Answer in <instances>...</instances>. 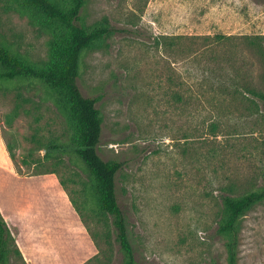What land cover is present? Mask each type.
<instances>
[{
    "label": "rangeland",
    "instance_id": "374dc122",
    "mask_svg": "<svg viewBox=\"0 0 264 264\" xmlns=\"http://www.w3.org/2000/svg\"><path fill=\"white\" fill-rule=\"evenodd\" d=\"M104 16L118 31L83 53L76 82L85 97H98L99 155L123 162L117 192L135 257L141 264H227L216 232L221 195L264 186V105L249 92L222 95L219 67L235 80L231 91H264V61L243 38L264 35V0H87L81 22L91 27ZM214 34L235 37L219 47L231 64L201 50L181 53L185 41L156 45L161 35ZM48 38L29 13L0 0V44L39 62ZM71 132L41 82L0 80L7 264L122 262L82 163L71 154L45 157L47 144L68 143ZM236 264H264V200L239 220Z\"/></svg>",
    "mask_w": 264,
    "mask_h": 264
},
{
    "label": "trees",
    "instance_id": "16d2710c",
    "mask_svg": "<svg viewBox=\"0 0 264 264\" xmlns=\"http://www.w3.org/2000/svg\"><path fill=\"white\" fill-rule=\"evenodd\" d=\"M87 0H9L20 12L29 13L35 23L49 34L47 55L44 60L31 62L17 51L0 44V80L34 79L42 83L51 96L56 109L64 116L72 130L68 143L51 142L45 149V157L50 153L71 154L88 172L90 196L94 210L108 216L113 225L115 238L122 252L121 264H141L135 257V249L128 228V219L119 203L117 177L123 162L117 159L104 160L98 153L102 132V116L96 107L98 97H85L78 85L80 61L83 53L118 29L109 24L106 16L91 27L81 22V11ZM251 46L257 47V54L264 61V35L244 36ZM156 45L165 49L187 42L188 47L180 52L201 50L208 53L217 64L230 63V58L221 57L219 47L226 41L235 39L232 35H161ZM196 45V46H195ZM184 50V51H183ZM228 51H224L223 54ZM231 53H236L231 50ZM231 64V63H230ZM222 95L237 92L251 93L264 105V91L254 86H242V90H230L235 80L226 76L219 67ZM225 77V79L223 78ZM230 82V83H229ZM233 88V87H232ZM177 101L184 102V94L176 93ZM12 156V153L9 150ZM62 184V182L60 181ZM264 200V186L248 190L240 195H221L222 216L216 232L225 239L227 264H236L239 220L253 205ZM72 202V200H71ZM73 204V202H72ZM75 208V207H74ZM76 209V208H75ZM8 227L0 217V264L8 260Z\"/></svg>",
    "mask_w": 264,
    "mask_h": 264
},
{
    "label": "crops",
    "instance_id": "0c3cea01",
    "mask_svg": "<svg viewBox=\"0 0 264 264\" xmlns=\"http://www.w3.org/2000/svg\"><path fill=\"white\" fill-rule=\"evenodd\" d=\"M57 189L60 191V188L59 187ZM60 197L63 199V202H64L65 206L68 207V199L66 200L65 199V196H62L61 193H60ZM70 202L71 201H69V203ZM71 215L73 216L74 214H71ZM57 220L60 221L59 218H57ZM74 223H75V228H77L78 230H81L82 229L81 226H79V222H78L77 218L74 219Z\"/></svg>",
    "mask_w": 264,
    "mask_h": 264
}]
</instances>
